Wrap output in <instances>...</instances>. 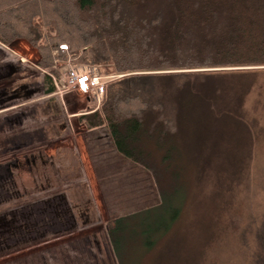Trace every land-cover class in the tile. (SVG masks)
I'll list each match as a JSON object with an SVG mask.
<instances>
[{"label":"trees","instance_id":"obj_1","mask_svg":"<svg viewBox=\"0 0 264 264\" xmlns=\"http://www.w3.org/2000/svg\"><path fill=\"white\" fill-rule=\"evenodd\" d=\"M19 40L56 76L57 61L70 59L116 77L101 106L78 122L105 127L116 153L155 179L159 203L105 221L115 264L124 263L127 243L155 253L169 235L183 207L165 201L192 161L200 179L201 163L211 167L233 150L238 166L243 149L252 155L261 145L245 105L252 91L264 94V0H0V42ZM43 82L44 94L54 92L48 74ZM220 186L213 211L234 218L242 209ZM255 236L253 264H264V227ZM167 245L179 253L176 264H188ZM165 258L158 253L153 261Z\"/></svg>","mask_w":264,"mask_h":264},{"label":"rangeland","instance_id":"obj_2","mask_svg":"<svg viewBox=\"0 0 264 264\" xmlns=\"http://www.w3.org/2000/svg\"><path fill=\"white\" fill-rule=\"evenodd\" d=\"M37 59L25 40L0 42V264H115L105 221L159 203L155 179L116 153L105 127H81L78 116L93 113L103 97L92 103L72 90L44 94L50 70ZM70 64L57 61L55 69L64 72ZM247 99L261 145L252 155L243 146L238 167L223 143L229 155L214 158L211 167L201 163L200 179L192 161L165 201L181 205L183 215L155 253L127 243L123 264H176L179 253L167 241L188 264L254 263L255 232L264 227V94L252 91ZM218 185L242 209L234 218L227 212L222 220L213 211L221 201ZM158 253L166 258L156 263Z\"/></svg>","mask_w":264,"mask_h":264},{"label":"built area","instance_id":"obj_3","mask_svg":"<svg viewBox=\"0 0 264 264\" xmlns=\"http://www.w3.org/2000/svg\"><path fill=\"white\" fill-rule=\"evenodd\" d=\"M61 48L66 50L65 45H61ZM98 69V67L88 64H70L64 72L59 70L58 76L50 72L47 73L51 77L52 82H54L55 88L54 92L49 94L54 96L61 94L60 97H62L64 95L62 93L69 94L72 90L74 93H79L80 96L85 97L87 101L99 103L105 94L106 83L109 80L116 79V77L115 75L103 76Z\"/></svg>","mask_w":264,"mask_h":264},{"label":"flooded vegetation","instance_id":"obj_4","mask_svg":"<svg viewBox=\"0 0 264 264\" xmlns=\"http://www.w3.org/2000/svg\"><path fill=\"white\" fill-rule=\"evenodd\" d=\"M6 171L8 172V175H9V173H10L9 168H7Z\"/></svg>","mask_w":264,"mask_h":264},{"label":"crops","instance_id":"obj_5","mask_svg":"<svg viewBox=\"0 0 264 264\" xmlns=\"http://www.w3.org/2000/svg\"><path fill=\"white\" fill-rule=\"evenodd\" d=\"M82 128H84L82 125H81ZM85 129V128H84Z\"/></svg>","mask_w":264,"mask_h":264}]
</instances>
